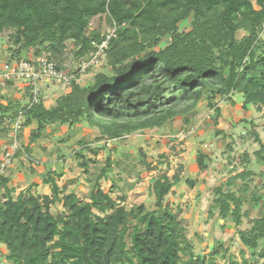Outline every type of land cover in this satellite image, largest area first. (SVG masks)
Returning <instances> with one entry per match:
<instances>
[{"label":"trees","instance_id":"1","mask_svg":"<svg viewBox=\"0 0 264 264\" xmlns=\"http://www.w3.org/2000/svg\"><path fill=\"white\" fill-rule=\"evenodd\" d=\"M101 17L114 33L98 64L92 65L89 60L105 35L90 29V23ZM188 21L190 29L180 30ZM5 32L10 51L6 59L44 57L60 66L71 63L77 77L75 68L82 62L88 63L87 72L101 70L89 84L72 80L49 108L41 91L32 104L28 87L20 98L23 103L8 93L18 89L15 84L0 88V131L5 133L7 121L22 112V129H30L23 149L29 160L31 147L48 138L54 126L86 124L98 130L97 142L122 141L177 117H185L188 124V115L202 100L217 126V98L235 105L236 95L242 98L243 110L253 107L264 117V0H0V34ZM250 134L259 144L254 157L264 166V144L257 133ZM82 145L74 154L91 184L85 199L58 186L60 171L46 169L42 176L50 194L35 195L27 189L16 197L8 186L10 178L0 175V244L9 264H216L218 256L226 259L227 249L218 242L208 260L195 254L185 220L164 204L171 189L183 181L178 174L155 180V208L139 205L127 210L118 202L125 201V194L116 200L100 186L117 162L107 158L98 169L97 161L86 159L83 152L96 156L105 146ZM248 159L244 156L241 172L214 190L209 215L216 212L221 226L230 221L238 229L247 215L243 197L230 188L241 180L239 191H248L255 176L246 168ZM206 161L210 158L199 151L198 170H206ZM141 164L144 171L156 168L153 162ZM260 175L264 179V172ZM57 204L63 211L54 215L51 207ZM250 224L237 230L243 247L240 261L229 255L227 264L264 261V211Z\"/></svg>","mask_w":264,"mask_h":264},{"label":"rangeland","instance_id":"2","mask_svg":"<svg viewBox=\"0 0 264 264\" xmlns=\"http://www.w3.org/2000/svg\"><path fill=\"white\" fill-rule=\"evenodd\" d=\"M90 29L104 34L107 30L106 20L103 17L94 18L90 23ZM189 29L190 21L180 25V30ZM7 36V32L0 34L2 60L10 53L7 50ZM261 38L264 39V36ZM68 50H72L71 43H68ZM98 71L101 70H89L82 76L79 84H89ZM24 83L22 80L17 82L19 91L11 96L13 99H24L21 97L25 89ZM66 87L55 82L37 84V88L42 91L46 108L53 106L56 97L64 93ZM22 99L20 101L23 103ZM241 99L240 95H236L237 103L232 105L227 100L217 98L216 107L220 109L217 126L212 119L213 111L207 107V102L202 100L188 115V124L184 122L185 117H177L162 128L140 131L125 137L122 141L97 142L98 130L86 124L71 129L54 126L49 130L48 138L36 141L31 147V160L19 150L14 154L3 176L10 178L8 186L15 189L13 197L21 190L27 189L35 195H44L50 194L48 187L42 184L44 172L46 169L54 173L60 171L63 176L57 180L58 186H66V193L74 192L80 199H85L91 184L87 180L88 174L85 173L81 161L75 158L74 153L84 147L83 143L92 147L104 145L105 149H100L96 156L91 151H84L83 154L86 159L94 158L98 169L106 165L107 158L117 162L109 169L108 178L100 180V186L106 192H110L113 199L117 200L125 194V201L118 202L127 210L139 205L153 209L155 196L151 188L155 180L162 175L171 178L178 174L183 181L171 189L164 198V204L169 205L172 210H177L180 217L185 220L186 233L195 254L205 257V261L208 260L209 252L215 246V242H218L223 249H227V253L226 259L218 256L216 264H227L225 260L229 255L239 262L243 247L239 243L237 230L250 228L251 220L259 217L264 211V179L260 175L264 172V166L254 157L259 144L255 141L254 135L250 134L251 131L257 133L264 144V117L253 107L243 110L240 107ZM29 130L22 129L20 132L23 149L28 144ZM218 130L223 134L216 135ZM6 132L0 131L1 149L8 144ZM199 151L210 158V161H206V170L200 171L196 166V154ZM244 156L249 158L246 168L255 174L253 182L246 193L239 191L241 180H237L230 189L243 197L242 211L247 215L238 229L230 221L221 226L216 212L213 217L209 215L215 198L214 190L219 186H225L228 178L241 172L245 167L242 162ZM141 160L153 162L156 168L144 171ZM89 171H93V164L89 165ZM185 180L193 182L194 186L189 187ZM33 184L36 186L32 187ZM113 185L117 188H113ZM223 190L227 188L223 187ZM62 211L58 204L51 207L54 215H59ZM5 253V246L0 244V264H9L2 257ZM255 264H264V261L257 259Z\"/></svg>","mask_w":264,"mask_h":264},{"label":"built area","instance_id":"3","mask_svg":"<svg viewBox=\"0 0 264 264\" xmlns=\"http://www.w3.org/2000/svg\"><path fill=\"white\" fill-rule=\"evenodd\" d=\"M114 29L107 27L104 34L105 39L97 46V52L89 60V64H98V57L103 53L106 48L107 40L113 36ZM88 63H80L75 69L79 71L80 77H77L73 72L71 63H66L60 66L57 63L50 61L44 57H38L32 61L26 59L9 60L0 58V88L4 89L9 83L17 84L22 80L25 83L24 87L30 89L32 104L37 102L40 90L37 84L40 82L46 83H59L67 86L72 80L79 83L80 79L87 72ZM23 113L20 112L17 116L7 121L8 131V144L3 147L4 154L0 159V175L10 165L14 154L19 150L23 152L22 144L20 141V132L22 130ZM24 153V152H23Z\"/></svg>","mask_w":264,"mask_h":264},{"label":"crops","instance_id":"4","mask_svg":"<svg viewBox=\"0 0 264 264\" xmlns=\"http://www.w3.org/2000/svg\"><path fill=\"white\" fill-rule=\"evenodd\" d=\"M16 86L18 85V84H15ZM47 89V88H46ZM48 90V89H47ZM19 91V89H17V90H15V89H9L8 90V93H10L11 95H14V93H17ZM42 92V91H41Z\"/></svg>","mask_w":264,"mask_h":264}]
</instances>
